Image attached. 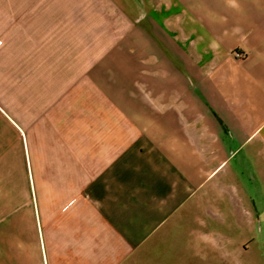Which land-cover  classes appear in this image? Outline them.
<instances>
[{
  "label": "crops",
  "instance_id": "1",
  "mask_svg": "<svg viewBox=\"0 0 264 264\" xmlns=\"http://www.w3.org/2000/svg\"><path fill=\"white\" fill-rule=\"evenodd\" d=\"M98 3L120 26L77 74L18 45L0 264H243L264 223V0Z\"/></svg>",
  "mask_w": 264,
  "mask_h": 264
},
{
  "label": "rangeland",
  "instance_id": "2",
  "mask_svg": "<svg viewBox=\"0 0 264 264\" xmlns=\"http://www.w3.org/2000/svg\"><path fill=\"white\" fill-rule=\"evenodd\" d=\"M38 1L0 0V108L3 110L5 91L17 90L12 74L17 70L19 43L27 45L36 41L43 50L42 59L68 61L77 74L83 59L97 53L120 26L118 20L111 18L107 6L98 3L99 0ZM35 7L38 8L36 13ZM13 55L14 62L11 60ZM9 77L12 82L5 84ZM2 134L5 131H0ZM245 250L243 264H264V223L256 224L251 230Z\"/></svg>",
  "mask_w": 264,
  "mask_h": 264
},
{
  "label": "built area",
  "instance_id": "3",
  "mask_svg": "<svg viewBox=\"0 0 264 264\" xmlns=\"http://www.w3.org/2000/svg\"><path fill=\"white\" fill-rule=\"evenodd\" d=\"M236 57L237 58H243V55L242 54H236Z\"/></svg>",
  "mask_w": 264,
  "mask_h": 264
}]
</instances>
